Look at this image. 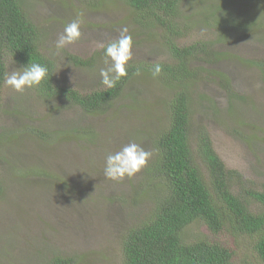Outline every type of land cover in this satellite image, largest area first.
<instances>
[{"label":"rangeland","instance_id":"obj_1","mask_svg":"<svg viewBox=\"0 0 264 264\" xmlns=\"http://www.w3.org/2000/svg\"><path fill=\"white\" fill-rule=\"evenodd\" d=\"M22 3L42 31L40 50L54 62L53 74L83 96L104 88L99 71L109 65L101 45L119 39L124 28L133 40L130 62L146 66L173 62L167 44L212 41L208 54L189 60L197 73L190 87L196 128L207 129L227 169L238 171L248 187L264 188V0H182L176 21L187 36L172 41L162 29L138 23L137 12L124 0ZM78 14L84 21L81 39L57 52L56 41ZM206 15H221L226 27L220 33L210 28ZM234 24L256 28L243 33ZM69 55L91 64L75 68ZM7 63L11 72L19 69L11 60ZM157 79L141 74L128 84L125 95L136 97L140 106L123 107L131 99L125 97L116 110L98 115L85 114L64 98L45 103L31 90L21 94L6 87L0 110V264H45L54 254L75 256V264H119L123 233L147 218L151 201L132 188L144 177L109 180L105 161L131 142L151 152L150 134L161 130L166 116L161 104L174 93ZM71 126L87 133L72 132L67 139ZM188 230L189 235L207 233L198 224ZM235 249L241 264L245 254L248 264H262L245 247Z\"/></svg>","mask_w":264,"mask_h":264},{"label":"trees","instance_id":"obj_2","mask_svg":"<svg viewBox=\"0 0 264 264\" xmlns=\"http://www.w3.org/2000/svg\"><path fill=\"white\" fill-rule=\"evenodd\" d=\"M124 2L137 12L138 23L162 29L168 33L166 39L169 41L187 36L176 21L181 16L182 0ZM220 9L221 6L218 7V13ZM206 16L207 25L212 29H220L219 33L226 27L222 21L227 20H221V15ZM232 26L243 33H254L256 28L253 30V27L237 24ZM41 32L26 13L22 0H0V110L7 87L4 85V76L8 71L11 73L8 70L9 60L19 68L30 62L48 67L47 81L31 90L45 103L64 98L80 107L85 114L93 115L116 110L117 104L125 97L131 99L123 107L134 108L142 104L136 97L125 95V90L134 77H140L141 74L152 76L154 64L146 66L129 62L127 76L114 88L96 89L83 96L53 74L54 62L40 50ZM224 39L225 36L221 42ZM211 42L197 41L182 47L175 43L167 44L174 60L172 63H160L161 74L154 80L162 78L166 85L174 89V93H170L169 98L161 104L166 111V116L162 117V128L150 134L151 158L147 166L136 174V177L140 175L144 180L132 184L136 195L143 193L144 197H148L151 209H148L147 218L137 225L132 223L123 233L120 241L122 259L119 264H241L237 260L239 252L236 246L245 247L264 264V188L248 187V180L238 171L227 169L214 150L207 129L200 126L196 128L194 121L196 102L190 94V87L197 73L191 69L189 60L191 56L208 54L213 45ZM68 58L78 69L91 64L73 55ZM219 58L220 55L215 61ZM123 120L128 123L127 118ZM116 127L112 125V128ZM80 131L87 133L86 129L76 130L71 126L70 132L65 131V135L70 139L73 137L72 132ZM107 131L111 133L110 126ZM236 185L238 189H235ZM2 192L3 181L0 180V195ZM74 197L77 198L76 195ZM134 200L131 202L136 206L138 201L134 203ZM194 224L206 228L207 233L189 235L188 228ZM76 262L75 256L64 258L54 254L45 264ZM249 262L245 254L242 264Z\"/></svg>","mask_w":264,"mask_h":264},{"label":"clouds","instance_id":"obj_3","mask_svg":"<svg viewBox=\"0 0 264 264\" xmlns=\"http://www.w3.org/2000/svg\"><path fill=\"white\" fill-rule=\"evenodd\" d=\"M84 23L83 15L78 14L77 18L68 23L63 34L56 41L57 52L66 46L73 45L81 39V25ZM104 48L106 68H101L99 75L101 84L108 89L114 88L116 84L127 76V67L132 60L133 40L128 34L127 28L121 31L119 39L113 40ZM109 61L111 63L109 64ZM162 68L159 63L152 67V76L158 77ZM49 69L39 63H29L28 65L12 71L6 72L4 85L17 93L23 94L26 90L39 88L48 79ZM152 153L145 151L137 143L131 142L115 153H110L106 157L104 175L112 181H122L125 178H132L147 166Z\"/></svg>","mask_w":264,"mask_h":264},{"label":"bare ground","instance_id":"obj_4","mask_svg":"<svg viewBox=\"0 0 264 264\" xmlns=\"http://www.w3.org/2000/svg\"><path fill=\"white\" fill-rule=\"evenodd\" d=\"M213 169V168H212Z\"/></svg>","mask_w":264,"mask_h":264}]
</instances>
